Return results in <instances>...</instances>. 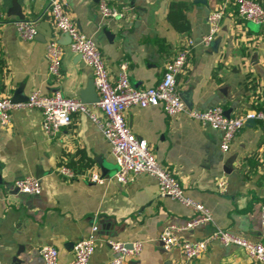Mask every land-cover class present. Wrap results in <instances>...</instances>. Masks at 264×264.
Segmentation results:
<instances>
[{"label":"crops","instance_id":"obj_1","mask_svg":"<svg viewBox=\"0 0 264 264\" xmlns=\"http://www.w3.org/2000/svg\"><path fill=\"white\" fill-rule=\"evenodd\" d=\"M99 1L65 0L78 28L97 42L110 79L126 59L133 85H155L167 58L192 39L186 65L176 75L179 93L193 109L220 104L231 115L245 117L229 148L221 151V131L186 112L168 116L161 105L126 109L130 129L147 140L185 193L212 212L211 222L181 231L179 237L200 239L221 227L264 243V125L254 116L264 108V24L244 19L226 0H105L123 12L116 17L102 16ZM13 2L24 17L37 19L34 38L20 36L14 24L19 17L8 14ZM218 8L219 29L204 44L208 14ZM47 11L48 0H0V97L24 101L39 89L80 98L93 80L92 68L69 48V38L54 27ZM52 37L63 48L60 73L54 77L48 75L44 57ZM41 122L42 111L25 106L11 111L8 124L0 123V264H44L39 253L43 243L56 246L58 262L67 263L74 257L75 241L93 225L97 229L89 264L109 259L110 239L142 241L140 252L126 257L124 264H264L244 248L218 239L191 259L177 245L165 248L158 241L162 228L184 222L192 209L160 196L156 179L147 173L126 183L111 178L116 164L109 141L88 115L73 113L71 122L53 134ZM62 163L76 175L61 176L56 168ZM92 172L104 175L102 181L87 179ZM28 174L39 177V193L15 188L14 180ZM219 178L225 180L224 191L217 187Z\"/></svg>","mask_w":264,"mask_h":264},{"label":"built area","instance_id":"obj_2","mask_svg":"<svg viewBox=\"0 0 264 264\" xmlns=\"http://www.w3.org/2000/svg\"><path fill=\"white\" fill-rule=\"evenodd\" d=\"M232 2L238 14L244 19L257 24H264V5L259 0H226ZM102 16L116 17L123 12L116 6L108 4L105 0L98 3ZM221 9H214L208 14L209 27L201 36V41L208 44L219 29ZM47 16L54 27L70 36L69 48L80 55L83 62L92 68L93 83L98 93V100L85 102L78 97L68 96L60 90L48 94L39 89H32L24 101H14L9 96L0 97V123L6 125L10 121L13 109L33 106L42 111V128L45 132L53 134L72 120L73 113H84L102 130L109 141L110 151L116 167L111 178L126 183L134 179L139 173H147L156 179L158 194L172 197L189 206L193 213L182 223L166 224L158 235V241L168 248L177 245L181 248L186 259L201 254L208 244L218 239L223 244H234L244 248L250 256L258 261H264V243L254 241L225 228L216 227L208 235L200 239H183L179 232L190 230L203 223L213 220L211 210L201 201L187 195L181 181L173 174L171 169L161 163L154 155L145 138L136 135L129 127L125 111L133 105L149 106L161 105L168 116L186 112L192 118L208 124L221 131L219 148L226 151L238 130L244 125L245 117L242 115H226L224 107L214 104L206 108L193 109L187 106L176 87V75L180 72L189 57L193 40L179 48L176 53L167 58L160 80L151 86H135L130 82L128 62L123 59L118 64V72L112 80L97 42L81 31L66 9L65 0H48ZM16 29L21 37L32 39L38 32L37 19L32 17L17 18L14 20ZM63 48L56 38H50L44 46V57L49 76L60 73ZM101 111V115L96 112ZM254 116L264 125V108L255 111ZM57 172L66 178L76 175L75 170L62 163L56 168ZM104 175L92 172L87 179L94 182L102 181ZM225 180L219 178L217 187L225 190ZM17 190L26 193H39L41 191L40 179L36 175H24L14 180ZM261 222L264 223V202L260 206ZM96 225L85 236L80 237L73 245L74 257L67 263L58 262V249L50 243H43L39 253L44 264H89V258L95 247ZM1 243V238H0ZM111 256L103 264H124L126 257L138 254L142 248V241L109 240Z\"/></svg>","mask_w":264,"mask_h":264},{"label":"water","instance_id":"obj_3","mask_svg":"<svg viewBox=\"0 0 264 264\" xmlns=\"http://www.w3.org/2000/svg\"><path fill=\"white\" fill-rule=\"evenodd\" d=\"M8 14H14V15H17L19 18H24V13L22 12V9L20 8L19 5H17L15 2H13V6L12 8L10 9V11H8ZM257 24V23H256ZM259 25V24H258ZM38 26V25H37ZM49 26V30H51V27L50 25L48 24ZM44 34H47V35H51V32L50 33H44ZM64 35H66L69 40H70V36L68 35V33L66 32H63ZM58 41H60V39H58ZM86 94H90V95H86ZM180 95L183 97V99L185 100L186 104L188 107L191 108V102L188 101L187 99H185V97L180 93ZM98 93L96 91V88L94 86V83H93V80L92 81H89L88 82V85L85 89V92H81L80 93V99L82 101H89V102H94V101H97L98 100ZM225 114L226 115H230V109H226L225 110ZM104 172V171H103ZM15 261H18V257H14L13 258Z\"/></svg>","mask_w":264,"mask_h":264},{"label":"trees","instance_id":"obj_4","mask_svg":"<svg viewBox=\"0 0 264 264\" xmlns=\"http://www.w3.org/2000/svg\"><path fill=\"white\" fill-rule=\"evenodd\" d=\"M260 1V0H259Z\"/></svg>","mask_w":264,"mask_h":264}]
</instances>
